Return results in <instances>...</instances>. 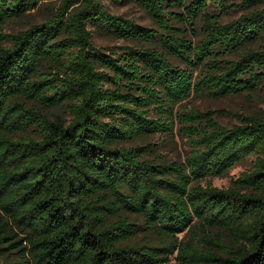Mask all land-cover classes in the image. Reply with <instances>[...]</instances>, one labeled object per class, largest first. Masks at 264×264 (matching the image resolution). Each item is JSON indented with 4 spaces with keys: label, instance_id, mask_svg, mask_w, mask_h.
I'll use <instances>...</instances> for the list:
<instances>
[{
    "label": "trees",
    "instance_id": "16d2710c",
    "mask_svg": "<svg viewBox=\"0 0 264 264\" xmlns=\"http://www.w3.org/2000/svg\"><path fill=\"white\" fill-rule=\"evenodd\" d=\"M50 1L0 0V254L20 253L0 264H264V112L229 127L183 109L264 89V0H130L157 27L59 0L3 32ZM177 122L184 161L156 154Z\"/></svg>",
    "mask_w": 264,
    "mask_h": 264
},
{
    "label": "rangeland",
    "instance_id": "374dc122",
    "mask_svg": "<svg viewBox=\"0 0 264 264\" xmlns=\"http://www.w3.org/2000/svg\"><path fill=\"white\" fill-rule=\"evenodd\" d=\"M238 2L239 0H232V2ZM59 2V0H52L48 5L42 6L39 9L33 10L28 13L22 19H17L7 23L3 32L13 33L21 29H26L32 23H38L44 21L47 16V7L53 3ZM110 10L121 14L127 18L135 19L138 23L157 27V24L150 18L147 12L139 6L137 3L130 0H122L121 2L105 0ZM211 10L215 8L213 3H210ZM247 11V8L242 6H234L229 8L224 14L222 21L226 22L231 19L238 17L240 14ZM219 12V10H216ZM94 43L97 46H121L127 44H134L133 42L126 41L124 39L115 37L109 33L94 32L93 34ZM4 45L5 43H0ZM183 109L187 108H198L201 110L216 109V117L224 125L229 127L234 124L240 123L241 115L261 114L264 112V89H260L257 92L245 93L242 95H226L221 97H213L208 95L191 96L183 102ZM151 141L158 143L160 141L159 136L150 138ZM161 147L156 151V154L164 153L166 158L181 159L185 160L189 153L190 145L187 141V137L180 133L179 123H176L174 129V136L169 139L166 144L159 143ZM255 156L250 155L239 162L233 167L227 174L222 176H211L209 179L212 180L213 185L218 187H228L232 184V181L240 176L243 172L250 171L254 162ZM202 183H206L205 180ZM181 238H185L184 233L180 234ZM188 238V236H186ZM7 243V242H6ZM20 253L16 251V248H7L0 254V263L6 260L17 259ZM175 262V255L172 256V260L169 263Z\"/></svg>",
    "mask_w": 264,
    "mask_h": 264
}]
</instances>
